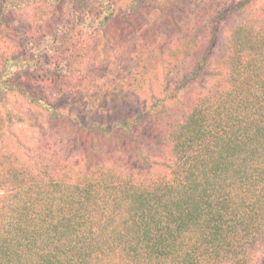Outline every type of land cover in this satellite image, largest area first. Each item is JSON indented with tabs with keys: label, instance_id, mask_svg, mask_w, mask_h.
<instances>
[{
	"label": "trees",
	"instance_id": "trees-1",
	"mask_svg": "<svg viewBox=\"0 0 264 264\" xmlns=\"http://www.w3.org/2000/svg\"><path fill=\"white\" fill-rule=\"evenodd\" d=\"M157 1L0 0V264H264V0L200 1L74 108Z\"/></svg>",
	"mask_w": 264,
	"mask_h": 264
},
{
	"label": "rangeland",
	"instance_id": "rangeland-1",
	"mask_svg": "<svg viewBox=\"0 0 264 264\" xmlns=\"http://www.w3.org/2000/svg\"><path fill=\"white\" fill-rule=\"evenodd\" d=\"M200 1H204L211 7L214 3L219 5L217 0H159L153 4L154 8L145 21L134 23L131 26L118 25L106 34L98 36L88 47L81 71L72 84L74 108L79 107L85 100L94 83L102 76V72L110 67L113 69L112 63L118 55L119 59L120 57L127 59L140 47L166 42L183 26L193 5L195 6ZM224 7L226 12L228 10L230 12L231 5L226 3L221 6V9L224 10ZM236 18H238L237 14L230 13V16L226 15L222 19V36L228 34L230 24ZM12 101L19 102L15 99ZM19 105L25 106L22 102H19ZM42 115L40 111L30 114L35 123H43ZM34 130L35 127L24 123L20 125L18 134L23 138H28L27 133ZM119 144L120 147L124 146L122 142Z\"/></svg>",
	"mask_w": 264,
	"mask_h": 264
}]
</instances>
